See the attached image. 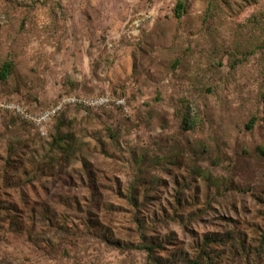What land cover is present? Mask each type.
Returning <instances> with one entry per match:
<instances>
[{
  "label": "rangeland",
  "instance_id": "1",
  "mask_svg": "<svg viewBox=\"0 0 264 264\" xmlns=\"http://www.w3.org/2000/svg\"><path fill=\"white\" fill-rule=\"evenodd\" d=\"M7 62L0 264H264V0H0Z\"/></svg>",
  "mask_w": 264,
  "mask_h": 264
},
{
  "label": "built area",
  "instance_id": "2",
  "mask_svg": "<svg viewBox=\"0 0 264 264\" xmlns=\"http://www.w3.org/2000/svg\"><path fill=\"white\" fill-rule=\"evenodd\" d=\"M81 108L83 110H100L104 108L122 109L125 116H131V108L127 101L121 97H114L106 94L100 97H83L70 95L60 99L50 109L40 114L39 124H45L51 121L55 116H59L67 108Z\"/></svg>",
  "mask_w": 264,
  "mask_h": 264
},
{
  "label": "trees",
  "instance_id": "3",
  "mask_svg": "<svg viewBox=\"0 0 264 264\" xmlns=\"http://www.w3.org/2000/svg\"><path fill=\"white\" fill-rule=\"evenodd\" d=\"M183 11H184V4H182L181 2L178 3L177 7H176V12L178 13V18H180L182 15H183ZM13 72V64L12 63H5L2 67H1V72H0V80L1 81H6L9 77H10V74ZM77 108V107H75ZM68 109V108H67ZM72 109V108H71ZM100 110H103V109H100ZM87 112H98L99 110H85ZM65 112V111H64ZM63 113V112H62ZM61 113V114H62ZM60 114V115H61ZM59 115V116H60ZM188 123H190L188 120H186V118H184V122L183 124L186 126ZM254 125V122H251V124L248 126L249 128H252ZM187 127H190L192 128V126H187ZM220 243V242H218ZM221 243H224L221 241ZM262 244H263V241H262ZM242 246V251L245 252V245H241ZM143 249H146L148 252H152L153 251V248L151 247H147L145 246V248ZM258 250V249H257ZM201 258V257H200ZM199 258V259H200ZM205 258V256H204ZM211 261V259L209 260ZM198 263H200V260L198 261Z\"/></svg>",
  "mask_w": 264,
  "mask_h": 264
}]
</instances>
